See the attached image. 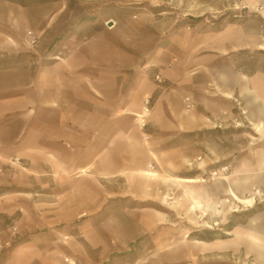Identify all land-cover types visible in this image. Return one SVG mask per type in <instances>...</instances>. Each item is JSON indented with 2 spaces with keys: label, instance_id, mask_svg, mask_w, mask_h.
<instances>
[{
  "label": "crops",
  "instance_id": "1",
  "mask_svg": "<svg viewBox=\"0 0 264 264\" xmlns=\"http://www.w3.org/2000/svg\"><path fill=\"white\" fill-rule=\"evenodd\" d=\"M9 44L0 39V56ZM99 63L84 47L32 70L0 63V188H16L0 189V239L10 237L8 222L17 228L0 264H227L216 257L215 239L170 233L167 213L149 203L163 206L169 185L202 181L167 178L169 155H180L172 167L183 166L181 147L168 139L231 119L235 101L261 145L248 169L254 174L225 178L226 192L243 199L254 183L264 188V71L227 68L208 91L188 85L193 78L179 67L163 66L155 73L162 84L134 78L124 91L119 70ZM13 71L20 73L9 80ZM198 194L186 191L194 204ZM252 222L234 235L264 264V214Z\"/></svg>",
  "mask_w": 264,
  "mask_h": 264
},
{
  "label": "rangeland",
  "instance_id": "2",
  "mask_svg": "<svg viewBox=\"0 0 264 264\" xmlns=\"http://www.w3.org/2000/svg\"><path fill=\"white\" fill-rule=\"evenodd\" d=\"M0 39L10 42L7 52L0 56V63L9 68L32 70L50 62L54 55L66 56L84 47L95 54L105 71L119 70L121 90L133 89L129 83L134 78L162 84L155 76L157 69L176 66L193 78L188 85L209 91L217 73L227 68L245 74L264 71V3L0 0ZM19 73H9V80ZM169 84L176 86L175 82ZM235 104L237 110L231 119L168 139V147H181L183 166L177 170L172 167L170 164L180 155H169L167 178L194 177L202 181L162 188L163 206L154 202L149 205L167 213L166 224L173 228L170 233L188 235L198 228L197 237L215 239L217 259L227 264H263L241 245L234 230L253 224L255 215L264 214V188L254 183L245 189V203L226 192L225 178L234 181L241 174H254L248 169L254 167L261 145L252 125L243 119L239 102ZM8 174L9 181L15 179L14 168L9 167ZM0 189L16 188L10 184ZM187 190L199 193L198 204L186 195ZM176 211L183 212L184 217L175 218ZM8 224L11 234L7 242L0 239V250L17 235L14 223ZM230 241L233 244L227 245Z\"/></svg>",
  "mask_w": 264,
  "mask_h": 264
},
{
  "label": "built area",
  "instance_id": "3",
  "mask_svg": "<svg viewBox=\"0 0 264 264\" xmlns=\"http://www.w3.org/2000/svg\"><path fill=\"white\" fill-rule=\"evenodd\" d=\"M157 80H158V81H161V79H160L158 76H157ZM144 102H145L144 110H147L146 108H147V105H148V103H149V98H148V97L145 98ZM184 102H185V107H186V108H190V107L193 106V104H192V102L190 101L189 97H185V98H184Z\"/></svg>",
  "mask_w": 264,
  "mask_h": 264
},
{
  "label": "trees",
  "instance_id": "4",
  "mask_svg": "<svg viewBox=\"0 0 264 264\" xmlns=\"http://www.w3.org/2000/svg\"><path fill=\"white\" fill-rule=\"evenodd\" d=\"M183 134H186V133H183ZM251 207H252V206H251ZM251 207H250V208H251ZM198 231H199L198 228H193V229L188 233V237L205 240L206 238L197 237L196 232H198ZM230 231H233V229L231 228ZM208 239H211V238H208Z\"/></svg>",
  "mask_w": 264,
  "mask_h": 264
},
{
  "label": "bare ground",
  "instance_id": "5",
  "mask_svg": "<svg viewBox=\"0 0 264 264\" xmlns=\"http://www.w3.org/2000/svg\"><path fill=\"white\" fill-rule=\"evenodd\" d=\"M141 118H142V116H143V114H140L139 115ZM223 178H225V177H223ZM231 189V188H230ZM232 191L234 190V189H231ZM236 192V191H235ZM237 193V192H236ZM238 194V193H237ZM237 194H235L234 192H232V197L233 198H235L238 202H246V200H244V199H242V198H240L239 196H237ZM229 196V195H228ZM234 200V199H233ZM248 200V199H247Z\"/></svg>",
  "mask_w": 264,
  "mask_h": 264
},
{
  "label": "water",
  "instance_id": "6",
  "mask_svg": "<svg viewBox=\"0 0 264 264\" xmlns=\"http://www.w3.org/2000/svg\"><path fill=\"white\" fill-rule=\"evenodd\" d=\"M108 24L110 25L111 24V21H109Z\"/></svg>",
  "mask_w": 264,
  "mask_h": 264
}]
</instances>
